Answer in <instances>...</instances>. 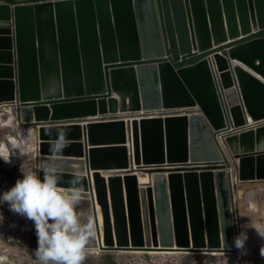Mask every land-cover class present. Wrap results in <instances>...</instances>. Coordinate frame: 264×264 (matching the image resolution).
<instances>
[{"label": "water", "instance_id": "95a60500", "mask_svg": "<svg viewBox=\"0 0 264 264\" xmlns=\"http://www.w3.org/2000/svg\"><path fill=\"white\" fill-rule=\"evenodd\" d=\"M1 64L36 171L79 180L101 249L239 252L235 194L264 193V0L0 1Z\"/></svg>", "mask_w": 264, "mask_h": 264}, {"label": "rangeland", "instance_id": "374dc122", "mask_svg": "<svg viewBox=\"0 0 264 264\" xmlns=\"http://www.w3.org/2000/svg\"><path fill=\"white\" fill-rule=\"evenodd\" d=\"M11 108L16 109V117H13V121L11 122L12 125H8L10 124L9 120L12 118V114H10ZM175 112L179 113L181 111ZM20 118L21 115L17 111L15 104L13 106L0 107V142L6 143L9 138L14 137L18 139L17 142L20 145V147L14 151L11 163L6 164L0 161V193L12 187L16 179L21 178L22 174L36 171L35 158H38V156H35L34 152L36 148H38V138L25 142L23 138L19 139L17 137L16 130L19 121H21ZM24 124L25 130H31L29 134L38 133L36 125L26 121ZM220 143L223 144V139ZM224 150L226 154H228L227 148H224ZM231 171L233 173L235 169H231ZM102 174L106 176L108 173L102 172ZM138 176L140 184H148L149 177L147 175L138 173ZM233 178L235 179V176H233ZM234 181L235 185H240L236 180ZM259 193V191L255 193L251 199H244L246 203L242 208L245 209L247 213L245 210L241 209L238 197L236 196L237 194H235L238 234L241 231H247V241L250 240L253 235L257 236L254 230L246 229L248 227L249 218L254 215L253 205L255 204L261 210H264V193ZM89 202V199H82L76 207V213L80 222L87 223L90 219L96 230L94 237L91 238L87 244V258L84 264H264V258L260 256L259 252L264 242L249 245L245 243L247 254L243 256L240 252L151 253L134 250L105 251L100 248L96 236L99 231L98 227H101L102 231L103 216L101 208L99 205H96L99 225H95L91 208L92 204ZM0 214L4 217L3 223L0 224V264H41L35 257L36 233L32 221L11 212L6 203L0 205Z\"/></svg>", "mask_w": 264, "mask_h": 264}, {"label": "clouds", "instance_id": "9594fccd", "mask_svg": "<svg viewBox=\"0 0 264 264\" xmlns=\"http://www.w3.org/2000/svg\"><path fill=\"white\" fill-rule=\"evenodd\" d=\"M19 147L11 138L8 143L0 142V161L11 163ZM59 180L57 169L48 166L22 174L12 187L0 193V205L6 203L11 212L32 221L36 233L35 257L41 264H84L87 244L95 235L92 221L81 223L76 213L84 190L78 179L70 180L68 187L58 186ZM253 209L254 215L249 218L246 229L254 230L264 241V210L255 204ZM3 220L0 214V224ZM247 239V231H241L233 240L242 256L247 254ZM259 252L264 258V244Z\"/></svg>", "mask_w": 264, "mask_h": 264}, {"label": "bare ground", "instance_id": "6f19581e", "mask_svg": "<svg viewBox=\"0 0 264 264\" xmlns=\"http://www.w3.org/2000/svg\"><path fill=\"white\" fill-rule=\"evenodd\" d=\"M13 71V69H11V67L8 65V64H1L0 65V73H2V74H8V73H10V72H12ZM16 105V108H17V111L19 112V107H18V104H19V102H17L16 100H13V101H7V102H3V103H0V107H3V106H13V105ZM20 113V112H19ZM10 114H12V118L9 120V122H10V124H8V125H12L11 124V122L13 121V117H16V109L15 108H11V110H10ZM21 115V114H20ZM28 119L29 118H25L24 116H21V118H20V120L21 121H19V124H18V127H17V130H16V132H17V137L19 138V139H21V138H23L24 140H25V142H28V141H31L32 139H37L38 138V136H39V132H38V129H37V134H29V132L31 131H27V130H25L26 128H25V124H24V122L25 121H28ZM252 124H253V122L252 121H250ZM29 124V123H28ZM256 124V123H255ZM260 129V136H261V139H262V145L264 146V126H262L261 128H259ZM33 132H34V130H33ZM220 138V137H219ZM228 138V137H227ZM230 138V149H232V151H234V150H236L237 151V139L236 138H234V137H229ZM11 139L12 140H15V141H17L18 139H16V138H14V137H11ZM223 139V138H222ZM221 138H220V140H219V142H221V140H222ZM9 141V140H8ZM6 143H8V142H6ZM224 148H227V147H225V146H223V149ZM225 151V150H224ZM233 169V168H232ZM135 170H137L136 171V173H140V172H138V169H135ZM140 174H144V175H147L148 177H149V182H148V184H150L151 183V181H152V179H151V175L150 174H145V173H140ZM235 179L233 178V182H235L234 181ZM238 183H240L241 182V180H236ZM244 182H247V181H244ZM241 183H243V182H241ZM240 183V184H241ZM141 185H147V184H141ZM236 214L237 213H235V216H236ZM236 218V217H235ZM236 221H237V219H236ZM238 229V228H237ZM238 235V234H237Z\"/></svg>", "mask_w": 264, "mask_h": 264}, {"label": "trees", "instance_id": "16d2710c", "mask_svg": "<svg viewBox=\"0 0 264 264\" xmlns=\"http://www.w3.org/2000/svg\"><path fill=\"white\" fill-rule=\"evenodd\" d=\"M0 1L13 3V2H17V1H39V0H0Z\"/></svg>", "mask_w": 264, "mask_h": 264}, {"label": "built area", "instance_id": "2783aa9c", "mask_svg": "<svg viewBox=\"0 0 264 264\" xmlns=\"http://www.w3.org/2000/svg\"><path fill=\"white\" fill-rule=\"evenodd\" d=\"M170 115H177V112L175 113L174 112V114H170ZM115 117L114 116H110V119H114ZM95 230V229H94ZM96 231V230H95Z\"/></svg>", "mask_w": 264, "mask_h": 264}]
</instances>
